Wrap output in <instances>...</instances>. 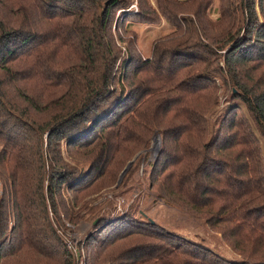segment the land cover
<instances>
[{"label": "trees", "instance_id": "trees-1", "mask_svg": "<svg viewBox=\"0 0 264 264\" xmlns=\"http://www.w3.org/2000/svg\"><path fill=\"white\" fill-rule=\"evenodd\" d=\"M128 2L0 0V264H71L48 211L58 226L98 218L86 264L108 263L105 245L132 235L147 239L134 264H264V89L253 74L264 63V0H221L215 21L195 8L176 23L170 65L137 58L118 33L141 14L115 21ZM119 43L129 53L116 66ZM155 134L149 189L237 258L90 205L136 155L124 177L142 163Z\"/></svg>", "mask_w": 264, "mask_h": 264}, {"label": "rangeland", "instance_id": "rangeland-1", "mask_svg": "<svg viewBox=\"0 0 264 264\" xmlns=\"http://www.w3.org/2000/svg\"><path fill=\"white\" fill-rule=\"evenodd\" d=\"M236 2L240 3V0H236ZM220 4L221 0H129L126 9H117L114 20L121 22L124 13H132L134 15L140 11V16L135 17L136 22H134V18H124V27L131 22V25L129 27L127 25L126 27L128 33L123 34L122 31L118 33H120L123 39H128L132 42V49L136 53L134 56L137 58L142 60L159 58L160 61L162 59L165 60V65H170L175 61L173 54L178 49L177 43L180 38L179 27L177 28L176 26L177 21L189 18L195 8L200 14L204 13L205 18L215 21L218 18ZM256 10L258 23L264 26V7L263 13H260L258 7ZM112 30L114 31L113 26ZM260 31L264 33V27ZM260 41L262 42L261 47L264 50V38H261ZM118 46L120 54L116 66L120 65L121 61L126 59L129 53L126 43H119ZM257 67L258 70L253 72L255 74L254 78L258 79L259 86L264 89V63L258 61ZM179 79L181 78L178 77L177 80ZM219 104L220 107L224 105L221 100H219ZM240 114L246 115L245 108L241 110ZM157 135L159 136V134H155L152 137L150 149L153 148V141ZM150 149L143 156L142 163L140 162L137 166L133 167L129 174L123 177L121 182L117 184L120 174L127 166L126 164L121 172L118 173L112 186L107 188L106 192L97 194V197L91 200L90 205L92 207L102 206V210L106 211L104 217L109 218V221L115 219L123 220L125 217H131L130 215L132 214L136 225L141 226L144 219L147 218L157 226L174 232L176 235L183 236L190 241L201 243L212 251H215L216 246L219 247L217 252L224 257L226 256L230 259L233 256L237 258V255L228 250L224 243L221 244L219 236L216 237L201 220L194 218L189 212H184L168 205L164 199L158 198L153 189H149L148 186L151 181L144 173L145 171L146 173L150 172V164L156 159L158 153L154 154ZM258 150L260 151V156L263 158L264 168V140H261L259 143ZM124 180L125 184L123 185ZM119 186L120 190H118ZM48 218L55 236H57L68 251L72 260L71 264H86L87 249L84 245L89 241L87 242L85 239L93 230L94 225L100 223L97 222L98 218L92 219V217L86 215L74 225L61 218L63 226L57 225L56 218L50 211H48ZM122 224H115L118 231H121ZM111 236L109 234H102L100 240L105 243ZM124 240L126 241L115 242L111 246L104 244L106 252L117 256V260L114 261L113 255H111L106 264H134V260L129 255H133L136 249L147 246V239L140 235H132ZM9 243V240L5 243V250L9 248ZM88 244L94 245L93 242H89ZM5 250H1V253H4ZM17 259L18 257L11 259L8 261V264H19L15 262Z\"/></svg>", "mask_w": 264, "mask_h": 264}, {"label": "water", "instance_id": "water-1", "mask_svg": "<svg viewBox=\"0 0 264 264\" xmlns=\"http://www.w3.org/2000/svg\"><path fill=\"white\" fill-rule=\"evenodd\" d=\"M155 138H157L156 148H155L154 150H153V148L150 149V151H152L154 154H155L156 152H158V150H159V148H160V144H161V143H160V138H159V136L157 135ZM136 157H137V155L134 157V159H133L130 163L127 164V166L125 167V169L123 170V172L120 174L119 181H118L117 184H119V183L121 182L122 178H123L124 175L127 173L128 169L130 168V166L132 165V163L135 161ZM116 186H117V185H116Z\"/></svg>", "mask_w": 264, "mask_h": 264}]
</instances>
